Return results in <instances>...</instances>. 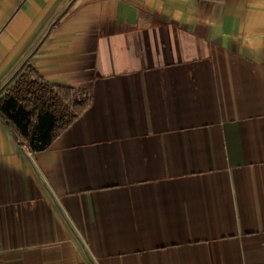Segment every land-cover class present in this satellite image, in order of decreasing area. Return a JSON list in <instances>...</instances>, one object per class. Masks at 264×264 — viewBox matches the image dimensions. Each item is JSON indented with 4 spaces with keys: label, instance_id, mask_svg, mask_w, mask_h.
<instances>
[{
    "label": "crops",
    "instance_id": "1",
    "mask_svg": "<svg viewBox=\"0 0 264 264\" xmlns=\"http://www.w3.org/2000/svg\"><path fill=\"white\" fill-rule=\"evenodd\" d=\"M86 89L49 148L0 119V264H264V0H0L21 67Z\"/></svg>",
    "mask_w": 264,
    "mask_h": 264
},
{
    "label": "trees",
    "instance_id": "2",
    "mask_svg": "<svg viewBox=\"0 0 264 264\" xmlns=\"http://www.w3.org/2000/svg\"><path fill=\"white\" fill-rule=\"evenodd\" d=\"M92 103L86 89L47 80L33 65L20 68L0 92V119L23 149L50 147Z\"/></svg>",
    "mask_w": 264,
    "mask_h": 264
}]
</instances>
